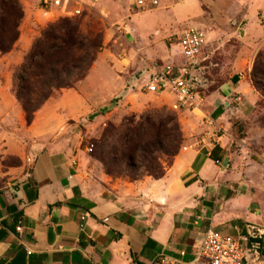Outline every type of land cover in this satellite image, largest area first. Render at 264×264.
Here are the masks:
<instances>
[{
    "label": "crops",
    "instance_id": "0c3cea01",
    "mask_svg": "<svg viewBox=\"0 0 264 264\" xmlns=\"http://www.w3.org/2000/svg\"><path fill=\"white\" fill-rule=\"evenodd\" d=\"M244 76L207 96L201 116L191 112L183 144L159 178L93 186L80 174L83 153L62 140L35 143L21 164H0V264H155L160 255L189 261L208 229L240 240L248 225L264 228L263 137L247 127L255 96ZM7 87L0 82V103ZM75 91L70 107L86 103ZM38 111L29 125L36 135L54 134L72 115L67 109L42 118ZM237 119L246 124L241 134ZM260 242L264 258V235Z\"/></svg>",
    "mask_w": 264,
    "mask_h": 264
},
{
    "label": "rangeland",
    "instance_id": "374dc122",
    "mask_svg": "<svg viewBox=\"0 0 264 264\" xmlns=\"http://www.w3.org/2000/svg\"><path fill=\"white\" fill-rule=\"evenodd\" d=\"M52 1L19 0L23 16L18 38L3 54L10 56L0 59V82L8 85L0 103V164H21L35 143L62 140L83 153L80 174L89 184L106 185L110 178L132 180L124 164H107L114 169L108 174L100 154L108 160V151L119 146L122 133L153 110L176 115L182 145L185 120L191 112L175 111L167 92H148L145 83L154 67L185 64L177 34L188 24L199 26L209 38L193 68L203 101L233 76L245 75L255 96L249 104L247 127L260 130L263 141L258 146L264 149V0H143L142 4L140 0H61L59 5ZM76 8L80 13H75ZM62 18L77 23L84 44L98 41L99 45L87 74L72 86L86 103L70 107L75 89L54 90L38 108L40 117L46 118L52 111L64 114L67 109L72 115L54 134L44 130L36 135L14 96V73L41 31ZM117 96L121 97L114 101ZM103 106L106 109L100 111ZM78 109L83 110L78 113ZM235 125L239 133L246 130L239 119ZM90 144L92 150L88 151ZM162 160L166 164L169 158Z\"/></svg>",
    "mask_w": 264,
    "mask_h": 264
},
{
    "label": "trees",
    "instance_id": "16d2710c",
    "mask_svg": "<svg viewBox=\"0 0 264 264\" xmlns=\"http://www.w3.org/2000/svg\"><path fill=\"white\" fill-rule=\"evenodd\" d=\"M22 16L19 0H0L1 54L9 52L16 42ZM76 24L71 19L62 18L48 25L16 68L13 92L28 123L54 90L72 87L87 74L95 59L99 42L93 41L89 46L84 44V37ZM181 142L176 115L153 110L122 133L119 146L108 151V160L103 153L100 160L108 174L114 169L107 164H124L132 180L144 175L159 178L171 164ZM162 157L169 158L166 164ZM115 167L122 171L118 165Z\"/></svg>",
    "mask_w": 264,
    "mask_h": 264
},
{
    "label": "built area",
    "instance_id": "2783aa9c",
    "mask_svg": "<svg viewBox=\"0 0 264 264\" xmlns=\"http://www.w3.org/2000/svg\"><path fill=\"white\" fill-rule=\"evenodd\" d=\"M52 2L54 5H59L61 0ZM138 3L142 4L143 0ZM80 11V8L75 9V13H80ZM208 41L209 38L205 31L199 26L188 24L182 27L177 34V43L185 58V64L178 65L171 62L154 67L145 83L147 91L167 92L173 95L175 101L171 107L175 111H200L203 99L197 89L193 68ZM208 123L211 124L210 119ZM87 150H92V144L87 147ZM19 228L17 227L18 230ZM263 235L264 228L259 229L252 224L248 225L247 233L241 236L240 240L208 229L203 234L200 244L195 248L191 260L180 261L160 255L155 264H264V258L259 251ZM184 254V251H180V255Z\"/></svg>",
    "mask_w": 264,
    "mask_h": 264
},
{
    "label": "water",
    "instance_id": "95a60500",
    "mask_svg": "<svg viewBox=\"0 0 264 264\" xmlns=\"http://www.w3.org/2000/svg\"><path fill=\"white\" fill-rule=\"evenodd\" d=\"M128 85H129V83L126 84V86H128ZM120 97H121V96L113 97V100H114V101H117L118 98H120ZM105 109H106V106H103V107L99 108L100 111H103V110H105ZM94 115H95V114H92L90 117H93ZM223 164H225V162H224Z\"/></svg>",
    "mask_w": 264,
    "mask_h": 264
}]
</instances>
